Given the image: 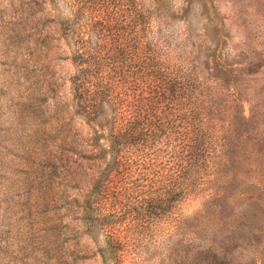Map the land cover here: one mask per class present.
Returning <instances> with one entry per match:
<instances>
[{
    "label": "rangeland",
    "instance_id": "obj_1",
    "mask_svg": "<svg viewBox=\"0 0 264 264\" xmlns=\"http://www.w3.org/2000/svg\"><path fill=\"white\" fill-rule=\"evenodd\" d=\"M136 1L154 55L198 88L176 109L153 92L148 123L164 133L121 168L144 189L179 176L185 189L134 229L106 228L96 189L121 177L119 159L102 117L78 112L76 45L58 24L70 9L0 0V264H264V0ZM154 83L137 86L142 97ZM196 106L205 160L189 178L171 151Z\"/></svg>",
    "mask_w": 264,
    "mask_h": 264
},
{
    "label": "trees",
    "instance_id": "obj_2",
    "mask_svg": "<svg viewBox=\"0 0 264 264\" xmlns=\"http://www.w3.org/2000/svg\"><path fill=\"white\" fill-rule=\"evenodd\" d=\"M64 2L70 9V15L66 19L59 16L58 24L64 34L72 36L76 45L72 56L76 65L72 86L78 112L86 114L94 122L102 117L101 124L109 127L110 151L114 152V159H119L114 165L119 170L116 175L121 177L115 182L110 180L112 184L104 188L102 183L99 184L94 200L98 202L102 198L109 206L110 213L103 217V224L115 235L113 231L116 228L121 231L123 223L130 218L128 226L134 229L143 217L150 219L152 214L162 213L161 208L167 206L166 202L177 200L176 192L185 189L184 179L177 183L181 176L172 181L171 188L164 185L158 190H152L153 185L144 189L138 179L129 183L131 173L121 168V159L125 153L134 156L142 151V147H149V140L159 139L164 133L160 125L148 123L153 117L151 111L156 110L154 93L158 103L166 100L168 106L176 109L183 98L192 100L194 104L198 87L195 89L185 77L170 72L158 54L154 55V48L148 40L152 17L139 1ZM146 78L155 81L152 95L149 93L147 98L141 96L137 87ZM198 109V106L192 107L191 113H185L186 133L181 138L187 142L179 143L176 149L173 146L171 151L172 159L178 152L175 160L181 164V169L185 168L189 178L194 173L193 169L199 168L205 160L200 150L202 141L195 116ZM155 132L156 137L152 138ZM113 188L119 190L111 194ZM105 192L106 196L103 195Z\"/></svg>",
    "mask_w": 264,
    "mask_h": 264
}]
</instances>
